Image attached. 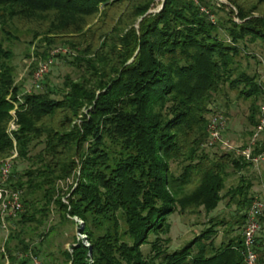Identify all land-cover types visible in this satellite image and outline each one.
<instances>
[{"label": "trees", "instance_id": "1", "mask_svg": "<svg viewBox=\"0 0 264 264\" xmlns=\"http://www.w3.org/2000/svg\"><path fill=\"white\" fill-rule=\"evenodd\" d=\"M226 1L165 0L150 13L163 0H0V162L16 148L26 163L12 174L25 210L0 264H33L34 257L57 263L45 246L59 224L79 228L88 242L75 237L70 250H59L64 264H246L253 183L241 176L223 191L229 167L242 172L254 164L201 146L225 86L252 101L250 123L259 124L264 79L243 71L241 59H256L250 46H264V0ZM24 33L46 47L36 54L44 60L57 46L67 50L58 55L79 77L24 90L12 48ZM12 121L17 130L10 133ZM263 152L259 141L253 155ZM172 163L181 164L180 174ZM226 198L241 213L233 226L213 214ZM54 213L57 224L50 223ZM175 213H205L208 222L168 253L160 236L171 232ZM260 220L264 225V215ZM222 227L228 234L217 244ZM148 244L150 258L142 250Z\"/></svg>", "mask_w": 264, "mask_h": 264}, {"label": "rangeland", "instance_id": "2", "mask_svg": "<svg viewBox=\"0 0 264 264\" xmlns=\"http://www.w3.org/2000/svg\"><path fill=\"white\" fill-rule=\"evenodd\" d=\"M217 4L220 6L221 4H226L229 6V3L226 0H215ZM162 8L160 3L157 4L156 8L153 9V12H157ZM223 17L224 15L221 14ZM221 16V17H222ZM218 18V17H217ZM238 21V20H237ZM20 40L12 44V48L15 52V58L13 61L14 67L16 68V81L18 85H21L22 88L28 92H37L34 88V74L37 69L45 62L53 60V66L48 73L47 77L44 80V84L50 81V83L54 86L61 87L64 81V76L70 74L73 78L79 77L80 73L71 65H69L66 61L63 60L59 53L63 55H68L62 46H57L51 49L48 54V59L44 60L41 56H37L36 54H40L41 52L46 50V47H39L38 42L31 45V41L33 40V34L24 33L18 35ZM222 36H226L222 34ZM64 49V50H63ZM250 53L256 56V59H241V69L250 75H257L261 79H264V46L261 44L251 45ZM50 55V56H49ZM57 55V56H56ZM64 56V57H65ZM71 58V57H70ZM44 88V85L42 86ZM42 90V89H41ZM59 98V97H58ZM213 105L218 108L217 114H222L227 119V127L225 132V139L230 142L232 145L244 149L250 143L252 136L249 135L251 131L255 132L251 123H250V113L252 101L244 100L239 97L237 91H233L225 86L220 94H218L214 98ZM260 115L258 117L259 123L260 120L264 117L263 107L264 100H261L260 103ZM13 114V113H12ZM211 114L208 115V120H210ZM259 125V124H258ZM257 128V127H256ZM208 138V127H207V137L201 146V150L209 155L213 156L216 152L222 153V149L217 146L215 148H204V144L206 143ZM263 140V139H262ZM263 142V141H262ZM43 146H39L38 148H34L32 150V154H36L41 150ZM226 151V150H224ZM26 166V163L17 158L15 163V168L17 171H21ZM171 171L178 175L182 171L181 164L172 163ZM228 176L226 177V185L223 194H225L230 188L236 187L239 182L241 176H244L247 180H250L253 183L252 194L253 196H261L264 198V160L261 161L257 166L254 165L251 168L244 170L242 172L235 171L232 167L228 168ZM71 180L69 183H72ZM64 189H67L66 185L62 184ZM65 200V199H64ZM66 201V200H65ZM229 203V204H227ZM238 206L235 202H229V198H226L220 204V207L213 212L214 215H218L219 218L224 219L226 224L234 225L236 221V216H240V212L237 211ZM59 214L54 213L51 218V224H57L60 222ZM75 220L81 224L82 221L75 218ZM208 222V217H206L205 213L200 215H179L178 213L173 214L168 219L167 223L171 226V232L169 234H162L160 236L161 241L164 242V249L168 250V253H173L177 250L182 249L185 245H187L194 237L201 233L203 229H205ZM58 231L56 234L50 235V239H47L45 247L48 248V244L50 247L47 249L49 254H53L52 258L57 263L54 264H64L63 256H60L59 250H70L73 243L74 238H78L79 240L84 241L86 245H88L86 240V235L81 234L79 228L74 227L72 225H58ZM264 227V225L262 224ZM10 231V230H9ZM229 231V230H228ZM264 231V228H263ZM55 232V231H54ZM234 235H242V229H236ZM9 232H6L0 228V249L4 248V242ZM227 229L224 227L220 229V233L216 238V243L220 244L222 242V238L227 237ZM156 235L152 234L149 238V242L152 243L156 239ZM170 238V242H166ZM37 239V237H36ZM52 239V240H51ZM258 239L259 250H264V234L263 240ZM38 244V242H36ZM143 253L146 257L150 258L154 255L152 251V245L148 244L142 247ZM258 250V252H259ZM260 254V253H259ZM20 256V255H19ZM22 256H24L22 254ZM57 259V260H56ZM262 262H264V257L260 258ZM40 261V259H39ZM41 262V261H40ZM32 264V263H31ZM41 264H44L41 262Z\"/></svg>", "mask_w": 264, "mask_h": 264}, {"label": "built area", "instance_id": "3", "mask_svg": "<svg viewBox=\"0 0 264 264\" xmlns=\"http://www.w3.org/2000/svg\"><path fill=\"white\" fill-rule=\"evenodd\" d=\"M64 50V49H63ZM67 52V51H66ZM53 66V60L43 63L34 74V88L41 90L44 80ZM28 92V91H27ZM30 93V92H29ZM264 113V107H263ZM15 112H13V116ZM227 119L222 114L214 113L208 123V138L203 145L204 148H215L219 146L223 150L234 153L237 157H243L246 161L258 165L264 160V152L258 156L253 155L254 148L259 141L264 142V117L255 129L250 143L244 149L232 145L225 139ZM17 130L15 121L10 123L9 132ZM263 139V140H262ZM18 158L16 148L11 155L0 162V228L9 232L13 223L19 215L24 212L23 191L10 186L15 163ZM264 215V198L255 196L247 213L244 229V245L246 249V264H264L260 260L258 239H263V226L261 217ZM33 264H41L37 258H33Z\"/></svg>", "mask_w": 264, "mask_h": 264}, {"label": "water", "instance_id": "4", "mask_svg": "<svg viewBox=\"0 0 264 264\" xmlns=\"http://www.w3.org/2000/svg\"><path fill=\"white\" fill-rule=\"evenodd\" d=\"M164 3H165V0H163V4H162V8L164 7ZM153 11H151L150 13H152Z\"/></svg>", "mask_w": 264, "mask_h": 264}]
</instances>
